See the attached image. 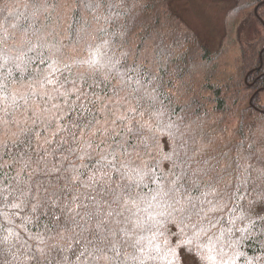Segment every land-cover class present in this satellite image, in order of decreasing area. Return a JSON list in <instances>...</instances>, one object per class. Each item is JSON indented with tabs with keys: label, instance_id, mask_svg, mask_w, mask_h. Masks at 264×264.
Wrapping results in <instances>:
<instances>
[{
	"label": "trees",
	"instance_id": "1",
	"mask_svg": "<svg viewBox=\"0 0 264 264\" xmlns=\"http://www.w3.org/2000/svg\"><path fill=\"white\" fill-rule=\"evenodd\" d=\"M229 1L226 36L213 50L174 0H0V264H166L165 242L175 247L186 238L193 250L177 249L181 264H264V219L250 204L264 199V0ZM53 61L70 68L57 74L66 81L61 93H68L50 92L56 97L50 100L42 82ZM116 101L143 114L133 132L104 123L111 119L104 105L114 110ZM104 127L112 130L93 134ZM170 153L176 167L162 158ZM108 160L116 168H105L112 180L103 191L77 183L57 195L61 203L79 195L89 208L111 202L127 183L117 171L121 162L143 167L147 186L134 194L145 197L142 208L151 201L153 219L136 247L117 234L119 256L110 245H90L79 256L83 241L69 239L72 232L61 239L60 222L46 209L10 207L24 186L18 179L55 183L44 175L55 167V175L79 171L86 180L98 161ZM172 181L188 190L195 208L185 204V213L174 212L168 198L151 199L158 185ZM44 187L40 197L47 196ZM200 208L206 217L196 214ZM197 244L214 259L201 260Z\"/></svg>",
	"mask_w": 264,
	"mask_h": 264
},
{
	"label": "snow or ice",
	"instance_id": "2",
	"mask_svg": "<svg viewBox=\"0 0 264 264\" xmlns=\"http://www.w3.org/2000/svg\"><path fill=\"white\" fill-rule=\"evenodd\" d=\"M90 66H94L96 61H88ZM70 65L65 64L64 69H69ZM48 73L43 77L42 87L45 88V94L48 95L49 99H55V96H52L50 92H55L59 95H65L68 93V90H65L64 93H61V89L64 88L66 81H61L58 78V73L63 74L62 68L58 66L57 61H53L49 65ZM75 85V81H72ZM51 85V90L47 89V86ZM73 93L79 92V89L73 87L71 90ZM80 97L77 96V99ZM118 105L114 110L109 109L108 105H104V109H107L111 112L110 121L106 119L105 124H111L117 127H126L129 132L134 131L133 122L139 123L136 119L137 115H143L139 113L136 107L130 106V102L125 101L124 104H121L120 101H116ZM127 105V106H126ZM54 107H56L54 105ZM50 111V109H47ZM55 119V117H54ZM99 123V121H96ZM51 124V121L49 122ZM89 124H92V121H89ZM87 126V125H86ZM95 127V125H92ZM143 127V125H141ZM112 129L109 127L104 128H95L93 134L99 133L101 136L107 135ZM63 131V128L59 124L55 127V135ZM51 143V141H48ZM99 147V145H98ZM114 155V154H113ZM163 159L172 161L173 167H176V161L173 160V154H165ZM102 160H107V157H102ZM98 167L94 168L92 174L87 176L86 180H81V176L84 173L77 171L76 175L71 177H64L63 175H55L59 172V169L52 168L48 172H45L44 175L54 177L55 183L52 179L45 180H33L31 176L24 179H18V184H23V187H19L17 190V195L15 196L16 202L12 203L10 207L24 210L25 207L31 208L32 213H37L41 207L47 210V215L55 222H60L56 225L57 228H60L61 231L58 232V235L61 239H65L64 232L75 233V236L70 237L69 239H74L76 244H80L83 241L84 251H79V256H83L85 251L88 250V247L105 245L111 246L112 250L116 251V255L119 256L120 252L117 248L118 241L116 236L119 233L124 240V244L130 247H136L140 243L139 234L145 230L147 219H153L151 213H148V209L152 207L151 201H147V207H141L144 204L145 197L134 194L135 189L140 188L141 186H147L145 184V177L148 175V172L145 171L143 167L135 164L132 161L121 162L117 171L120 172V176L123 180H126L127 183L123 185L120 193L116 194L111 202L107 200H97L95 204L89 208V205L83 204L80 200L79 195L72 197L70 201L60 202V198L57 195V191H64L69 184L79 183L85 188H90L95 190L97 186L101 187L103 191L105 186H108L112 180V176L109 171H105V168H116V164L112 160H108L107 164H101L100 161L97 162ZM19 176V174H18ZM64 180L65 183L61 185L59 181ZM179 180V177H177ZM45 184H48L49 187H44L43 191L47 193V196L40 197L39 191L41 187ZM171 187H163L158 185L156 189L153 190L152 200H156L157 197L168 198V207L171 208L174 212L185 213L187 209L185 204L191 205L192 208H195V204L192 203L191 196L188 195V190L184 189L183 192L180 191V188L175 187L176 181L171 182ZM53 190H49V189ZM36 190L35 193L33 190ZM180 193L179 196L176 193ZM188 197L185 200V197ZM5 199H7V194H5ZM94 199V198H93ZM35 201V203H31ZM211 203V201H208ZM250 204L253 206V213L260 219H264V199L259 201H250ZM115 205L116 207H113ZM257 205L260 206V210H257ZM79 208L88 209L87 211L81 212L78 211ZM58 210V211H57ZM216 210L215 207L209 209V211ZM141 212L148 213L147 217H142ZM204 213V216H207V212L203 208H200L197 211V215ZM44 214V213H41ZM79 217V219H77ZM39 215L35 219H39ZM109 218H112L111 220ZM27 223L32 221L25 217ZM83 222V223H82ZM182 222V221H181ZM211 223V222H210ZM112 225H123V227L115 228ZM195 227V226H193ZM79 228V233H76L75 230ZM200 232H205L203 227L200 228ZM184 233V229L181 227V234ZM206 234V232H205ZM198 236V233L196 234ZM111 238V239H110ZM41 242L43 243V238L41 237ZM211 237H209L208 243L211 244ZM166 250L163 252V259L166 261V264H181V257L177 253V249L180 247H185L186 250L190 253L192 252V238H186L179 241V243L173 247L167 245ZM197 255L201 260H213L212 256L202 255L203 245L197 244ZM98 251H103V248L97 247ZM38 251L43 252V249H38ZM159 251V249H158ZM75 255V251H74ZM77 256V259H79ZM99 258V257H97ZM103 259L108 260L110 257L104 256ZM38 260V258H37ZM39 264V260H38Z\"/></svg>",
	"mask_w": 264,
	"mask_h": 264
},
{
	"label": "rangeland",
	"instance_id": "3",
	"mask_svg": "<svg viewBox=\"0 0 264 264\" xmlns=\"http://www.w3.org/2000/svg\"><path fill=\"white\" fill-rule=\"evenodd\" d=\"M231 5L229 0H174L175 8L213 50L225 39L226 15ZM261 32L262 29L255 25L254 33L258 36ZM262 100L264 102V94Z\"/></svg>",
	"mask_w": 264,
	"mask_h": 264
},
{
	"label": "water",
	"instance_id": "4",
	"mask_svg": "<svg viewBox=\"0 0 264 264\" xmlns=\"http://www.w3.org/2000/svg\"><path fill=\"white\" fill-rule=\"evenodd\" d=\"M258 11L256 10V13H257Z\"/></svg>",
	"mask_w": 264,
	"mask_h": 264
}]
</instances>
